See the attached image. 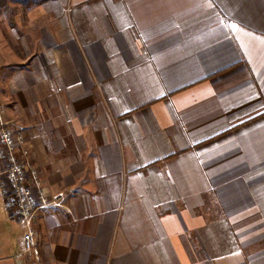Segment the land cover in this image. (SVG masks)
I'll return each mask as SVG.
<instances>
[{
    "label": "crops",
    "instance_id": "crops-1",
    "mask_svg": "<svg viewBox=\"0 0 264 264\" xmlns=\"http://www.w3.org/2000/svg\"><path fill=\"white\" fill-rule=\"evenodd\" d=\"M5 14L0 125L59 198L24 252L0 192V264H264V0Z\"/></svg>",
    "mask_w": 264,
    "mask_h": 264
},
{
    "label": "built area",
    "instance_id": "built-area-1",
    "mask_svg": "<svg viewBox=\"0 0 264 264\" xmlns=\"http://www.w3.org/2000/svg\"><path fill=\"white\" fill-rule=\"evenodd\" d=\"M28 147L22 132L0 125V192L9 214L24 227L21 236V250L34 251V220L38 203L32 193L39 188L40 202L54 203L59 198L48 199L35 171L27 169ZM9 188V192L7 191Z\"/></svg>",
    "mask_w": 264,
    "mask_h": 264
},
{
    "label": "rangeland",
    "instance_id": "rangeland-1",
    "mask_svg": "<svg viewBox=\"0 0 264 264\" xmlns=\"http://www.w3.org/2000/svg\"><path fill=\"white\" fill-rule=\"evenodd\" d=\"M38 1L39 0H1V12L3 14L6 13L5 15L7 16L10 13V16L14 15L15 17H17V23H15L16 24L15 27H17L18 35H21L22 37L24 36L25 26L27 25L26 23L28 22L27 21L28 11L30 10L31 5H33L34 3ZM8 2H12V3L8 5ZM22 41L24 42V39H22ZM5 126L11 128L12 130H17L19 132H22V134L25 137L24 132L18 129L17 127L10 126L9 124ZM27 147H28V144H27ZM7 191L9 192V188H7ZM48 201L50 200L48 199Z\"/></svg>",
    "mask_w": 264,
    "mask_h": 264
},
{
    "label": "snow or ice",
    "instance_id": "snow-or-ice-1",
    "mask_svg": "<svg viewBox=\"0 0 264 264\" xmlns=\"http://www.w3.org/2000/svg\"><path fill=\"white\" fill-rule=\"evenodd\" d=\"M233 28H235V25H233Z\"/></svg>",
    "mask_w": 264,
    "mask_h": 264
}]
</instances>
